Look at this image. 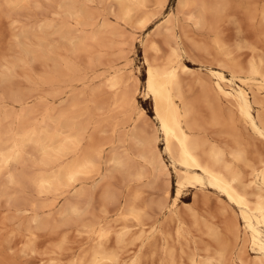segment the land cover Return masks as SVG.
<instances>
[{
    "label": "bare ground",
    "instance_id": "1",
    "mask_svg": "<svg viewBox=\"0 0 264 264\" xmlns=\"http://www.w3.org/2000/svg\"><path fill=\"white\" fill-rule=\"evenodd\" d=\"M247 1H253V0H247ZM27 2H31V1L30 0H0V6L7 5L12 10V9L21 8ZM116 2L119 4V18L121 20L128 22L136 18V21L137 22L139 21V23L141 22L142 26L148 23L146 21L150 18L148 17L149 16L148 7L150 0H116ZM157 2H158L157 4L162 5L163 8H165L169 0H158ZM179 2L182 8L184 7L187 8V6H192V5L195 6V9L190 7L192 11L194 10L195 12H191V14L189 15V18L191 20H194V23H196L201 27H209V28H211L212 27L211 25L214 24L213 26L215 27L214 29L216 30L217 26L215 25L218 24L216 22L222 18V14L224 13L223 11H225L226 7L230 5L229 3L231 2V0H179ZM59 10H60L59 13L61 15V20L59 23L54 21H47L43 24H40L39 30H36L37 26L36 27L34 26L35 30L33 31H24L23 35L25 39L26 38L30 39L29 42L32 41V43H30V45L23 44L24 46H22V52H21L22 56L17 57V59L20 58L19 61H22L23 64L26 61L33 62L41 57L42 58L49 57L52 55V54L50 55L49 53L54 52L56 48H57L56 51H58V47L55 45L56 48H54L53 44L50 45L49 48L47 49L45 48V46L48 45L46 41L47 39L46 34L40 36L38 34L39 31H42L43 33H47L46 31L50 30L51 28H54L55 33L56 34L58 33V36H60L61 38L63 37L65 43L67 41L75 52L80 50H82L83 52V50L87 46L86 43L88 39L89 40L93 39L94 41L97 42L101 41L100 40L101 31L99 28H94V21L91 20H95L93 18L95 14L93 13V11H90L91 10L90 8L88 9L87 0H61L59 3ZM260 13L262 18L264 19V6L260 9ZM256 15H258V12ZM261 16H259V18ZM208 17L209 19L212 17L211 18L212 22L208 19ZM163 18L164 20H162L159 24L167 23L169 21L172 22V19L177 21V17L176 15H173V13H168ZM71 19H74L75 21L74 25L73 24L71 25L70 22ZM108 24L103 23L102 26L104 25L108 26ZM174 26L172 27L174 28ZM86 27L87 28L93 27V32L90 34L84 32L86 30ZM169 27L170 26H168L167 28ZM75 29L79 31L82 30L83 31L82 35L75 36L76 34L75 35L73 34V32L76 31ZM181 37L179 35V31H174L173 42L175 43L173 46H171L172 47L171 56L168 58L167 61H165V63L157 64L153 62L151 59H149L146 55L144 56V64L146 65V72H145L146 78L144 82L141 81V83L139 84L143 83L141 85L143 86L141 92H144V94L148 95L153 102V106H154L153 120L156 124V128L154 130L152 129L153 134L148 133V127L146 129H142V124L145 123L143 122L141 124V128H138L137 126L136 129L133 131V133H128L127 135V140L132 139L133 142L137 144L138 146L137 151H135L134 153L131 151L133 150L132 146L135 145V144L134 145L131 144L132 145V146L130 145L131 150H128L126 148L127 149L126 154L120 153L119 149L116 147L119 152L114 151L115 153H113L111 156L109 155L110 156L109 160L111 161V163L115 165L116 168L123 169V171H125L126 173V176L130 178V181L131 179L134 180L144 179L147 176V168L148 169L150 168L151 172L155 176H160L162 174H165L168 176V178L172 177V172H174L176 177L175 186H173V184L171 183L170 178L167 179L168 181H166V183L164 182L165 183L164 191H166V197L162 199L160 203H158V208H159L158 214L160 215V219L159 222H155L156 223L155 225L151 224L152 226L149 229L146 227V225L148 224L144 222V215L147 214V210H148L145 206H143L144 204L138 205L135 202H131L132 200L129 201V198L128 200H126V198L124 200H118L119 195L117 196L118 193L116 194L115 190L108 189L106 193V198L109 200H113L114 202L117 203V205L115 203L116 205L115 209L117 211V213L115 214H117L119 219H121V221H123L124 223L122 226L118 224V226L120 225L121 228L117 230H115V228L118 227L117 226L115 227V223H114L116 222V218L114 219V222H112L111 221L112 215L109 214L110 212L108 213L109 210L107 211V209L105 210L103 209L102 211L104 212L103 215L94 214L95 216L92 215L93 216V217L91 216L92 218L86 217L91 212L89 211L90 202L88 201V203L86 202L87 205H83L82 201L84 202V200H81L83 199L82 197L83 195L85 196L88 195L86 193L87 191L86 189L85 192L79 191L77 193L78 199L76 198V200H70L63 208L62 207L60 208L61 210L57 209L58 211L56 210L54 211L52 209L51 204L47 203L45 200H42L43 202L39 201L40 199L39 197L60 193V191H62L63 188L69 186H70L69 188H71L72 185L74 186V184H76L79 180H82L83 177L89 176L95 171L96 172L99 171L98 168L100 169L99 163L101 160L100 158L102 152H98L100 150L97 151L98 147L100 146L87 148V144H86V147H83L85 145V144L83 145V141L85 138L86 131H88L87 129H89V126H91L90 125L91 118L88 119L89 123L86 122L87 120L79 121L77 119L78 117L77 112L79 114V111H81L84 108L83 106L81 110L77 109L80 103L82 102V100L81 102L79 101L78 98L76 100L75 99L72 100L71 101L72 103L70 105H72L74 109L72 108V110L70 109L64 110L63 108V110H60L57 113H54L55 111L53 112V109H51L50 106H48L49 108H46V112L41 119V124L39 125L34 121L35 120L33 116L34 110L25 108L27 107L26 104H24L25 107L22 108L20 107V109L17 108L19 104L24 103L25 96L27 94L22 93L21 91H13L11 89L6 90V88L8 87L7 83L11 81V72L9 73L10 69L8 65L6 70L2 69L1 71L0 69V177L5 175L3 177H5L6 182L10 183L11 185L17 184L20 187H23V190H25V192H27L26 190L29 188L28 185H30V187L32 185L35 191L33 192L36 193V195H32L30 193L29 196L24 195L23 197L13 196L14 197L13 199L9 197V199L12 201L11 203L13 204V208H15L14 210L15 214L13 213L14 216L12 220L16 221L17 222L16 224L18 226V229L16 228L13 229L18 230L17 232H19V234L21 235L20 237H23L24 239L23 240L24 245L22 247L23 252H26L27 250L33 251L35 249L37 239L40 236L38 231L41 229L48 230L49 228L54 232L61 231V233L62 232L64 233L60 237V241H58V243L56 244L57 248L55 247L56 249L53 250L54 253L56 254H60L62 252L63 246L68 240L67 232L69 233L70 231H76L77 235L85 237L84 239H86L87 241L86 240L85 241L86 243H88L87 247H84L83 249L81 248L82 249L81 251L79 250L80 252L76 254L75 252L72 253L74 255H72L70 260L66 263H64L62 259L56 255V259H58V261H61L59 262L60 264H142L141 254L136 253L137 252L136 250L134 251L135 254L134 255L132 254V257L129 258V260H124L120 255L121 253L118 247H124L128 238H132V239L136 238L141 241L140 247L142 248L147 242H149L150 238L154 236L155 233H157V231L163 232L161 226L163 217L166 216L167 214L169 215V213L170 215L171 213H173L174 215L180 217L179 208H180V202H183L182 197H183L184 189L187 186H194L196 188L202 189V191L206 189L211 190L220 197L219 200L225 201L227 203L226 205L229 208L231 207L233 209L232 216L234 214V220L237 221L235 223L234 222L229 223L228 225L229 230L235 233L237 237L236 239L239 240V238H242L241 239L242 241L240 242L241 244L237 243L238 250L235 252L233 256H231L232 262L236 264H264V155L263 154H262L263 156L260 155L259 158L251 157L252 159L251 160L249 159L250 156L248 158V154L246 155V151L244 149L246 147H243L242 146L243 144L241 145L243 141H241V143L240 141H238V139L241 138L240 136L239 138L237 137L238 139L236 137L235 139H232L236 142V145L234 147L228 148L224 146V144H221L219 142L216 141L210 142L211 140L206 138L207 135H204L203 131L199 130L198 126L196 125L198 122L195 121L197 118L193 120L194 116H192L193 114L192 108L189 105V102L191 101L187 102L183 91L182 73L191 72L190 67L185 63V58L186 59L187 57L190 58L191 55L188 56L187 50H185L184 47L185 44L183 45L184 42H182L184 38L183 40H181L182 39ZM21 38L19 36V38L17 39L20 40ZM212 40L218 52L223 54L224 57L226 58L225 61L223 60V64H220L218 66L216 65L217 67H213V66L207 67V74H208L207 76L211 80L209 81L210 82L209 86H207L208 84L206 85V83H204L206 86L204 88L206 90L208 91L213 90L215 93L213 101L216 104L214 105L212 104L213 106H215V110H214L215 120H217V122L221 120L219 117L220 114L218 112L221 113L223 111L220 109L223 108L222 106H224V104L226 103L227 107L225 108L227 109L225 110L227 113L226 115L227 118L225 119L229 121L228 123L226 122L227 124L230 125V126L228 125L229 128L232 127L231 124H233L236 121V118L238 117V121L240 120V122H242L243 125H245V126L241 125L242 127L244 128L246 127V129L248 128L249 131H251L254 134L253 136H256L258 139H261L264 142V97H260V95L263 94L264 92V58L262 57V55L254 56L253 58H251V61H249L250 63L248 62L249 64L248 69L244 71L242 67H240L242 64L241 62L240 65L238 63H235L236 61H238L236 59H235L236 61L233 62L232 56L235 55L232 54V51H231L232 56H230V54L228 53V51L230 50L228 49L227 52L225 51L226 49L224 50L222 45L224 42H222L221 44L220 38L214 36ZM27 42L28 41H26V43ZM33 42L35 44L37 43V45H35ZM140 43L144 44L145 40H141ZM156 43L154 42L153 46L156 49H158ZM62 46L63 45L61 44L60 47ZM65 46L63 48H65ZM224 47L226 48V46ZM145 48L146 47H144L143 49ZM44 51L45 53L49 51V53L45 54ZM144 52H146V50ZM17 59L16 58L14 59L13 61L14 63L11 61L13 63V64L10 63L11 66L18 64ZM51 59H53V57ZM56 60L57 59H55L53 71L50 75H48L49 77L46 78V81L47 83H49L50 87L53 88L55 91L57 90L60 91L59 89L62 90L63 87L61 83L65 81L67 86V82L69 81L65 80V78L77 72L76 70L77 68L75 66L76 63L74 62L75 63L74 64L73 62H71L69 58L68 59L66 58L62 61H56ZM19 64L21 63L19 62ZM110 67L112 68V66ZM118 67L116 66V68ZM245 67L247 68V66ZM96 72L98 73L99 71ZM105 73H108V71ZM75 76H79V75H75ZM85 76L84 79L87 78ZM96 76L99 77V75ZM130 76L131 75H128V77ZM132 76L134 77V75ZM75 78H77L76 80L78 81V77ZM70 79L72 80L74 79V77ZM125 80L126 78H123L122 74L119 73L118 70H115L112 73H110L105 79L106 85L114 92L115 95L114 96L115 100L112 101L114 103L113 106L122 109L131 108V112L130 111L129 112L131 113L130 116L132 118H133L132 116L133 114H135L137 117L141 115L143 116L145 114V108L140 103V99H139L140 94L138 95L136 94L139 88L137 87L134 90H132L133 88H131V90L127 89L128 88L127 86H126L127 88H125V85H128L125 84ZM81 81L83 80L81 79ZM73 83L74 82H72L71 84ZM34 84L36 83L34 82ZM67 87L70 88L69 86ZM92 90L94 89L92 88ZM81 91H86V90H81ZM100 91L98 92L100 93ZM208 91H206L205 95H208L207 94ZM96 93H94L95 96H97ZM7 102L9 106L11 104L13 106L8 107ZM88 103L90 104V102ZM107 103L110 104V102ZM98 107H100V105H98ZM67 108H69V106H67ZM75 109H77V112ZM90 109L87 106L84 110V113L85 112L90 113L91 116V112H89ZM127 109L126 111L127 113H129L128 112L129 109L128 110ZM216 109L220 111H217ZM73 110H75V112ZM116 111H118V108H116ZM121 114H123V111ZM128 115L129 114H126V116ZM85 116H89V114ZM123 119L121 121H123ZM48 120H53L52 121L53 124H50ZM221 122L223 121L221 120ZM122 123L123 122H121V124ZM134 126L136 125H133V127ZM149 127L152 128L155 127V125ZM94 130L96 132V128H94ZM119 132L124 133L126 132V130L118 131V134ZM233 134L235 136V132L231 131L230 135ZM119 135H121L122 137L124 134L121 133ZM124 136L126 137V135ZM121 139L123 140V137ZM94 140L95 139H93V141ZM123 141L125 142V140ZM160 142L163 143L164 145L163 148L160 147ZM96 144L97 145L101 144V146L104 145L103 141L102 143L101 142L95 143V145ZM28 147H30L31 150L33 149L40 153L39 158L36 159L37 161L34 162H36L35 164L38 163V165L45 168L44 171L41 170L40 173H38L36 176H30L28 175L29 173L27 174V172L25 171L26 170L25 165L27 163L26 153L28 151ZM31 150H29V152ZM69 156H71L70 159H68ZM133 156L137 157L138 161L137 158H134ZM87 178L89 179V177ZM87 178L85 177L84 179ZM5 185H7V183H5ZM111 187L112 186H110V188ZM6 188L7 187H5L4 189L3 187L2 190H0L1 191L0 195L8 194L7 191L9 190L6 191ZM77 189L78 188L76 186V190ZM13 191L16 190L14 189ZM120 195L122 196L123 194ZM120 199H122V197ZM29 211L31 212L28 213ZM25 213L28 214L24 215ZM112 213L114 214L113 211ZM109 216L111 217L110 219H108ZM129 221H133L134 223L131 224ZM134 226L136 227L135 229H133ZM163 227H165V225ZM64 231L67 232L65 233ZM178 231L179 234H181V231L180 230ZM209 233L214 238L220 236L219 231H217L215 228H210ZM115 234H116V238H115ZM219 244L221 243L219 242ZM115 245H117L118 247L116 248ZM162 247H164V251L166 252V246L164 245ZM227 248L228 246L226 244L223 245L222 243L220 249L218 248V250H216L214 253L208 252L207 257H205L204 255L202 256L203 258L201 257L202 259L200 258L199 254L196 251V253L194 252L189 257V260L191 261V264H227V256H228L227 253L229 252L228 251L229 248L228 249ZM247 249L250 252V254L252 253L249 260L245 259L246 256L244 258V254L245 252H247ZM173 254L169 251V255L172 257L170 263L168 262L169 264H177V262L175 261L176 257L173 256Z\"/></svg>",
    "mask_w": 264,
    "mask_h": 264
},
{
    "label": "rangeland",
    "instance_id": "2",
    "mask_svg": "<svg viewBox=\"0 0 264 264\" xmlns=\"http://www.w3.org/2000/svg\"><path fill=\"white\" fill-rule=\"evenodd\" d=\"M30 1L31 2L25 3L21 8L12 9V10L7 5H4L6 7L2 5L0 6V69L1 71L2 69L6 70L7 65H8L10 69L9 73L11 72V81L7 83V86H8L7 88L9 89L6 88V90L11 89L13 91H21L22 93L27 94L25 96L24 103L19 104L17 108L20 109V107L21 108L25 107L24 104H26L27 107L25 108L34 110V114H33L34 119H35L34 121L38 123L39 125L41 124V119L46 112V108H49L48 106H50V108L53 109V112L55 111L54 113H57L58 111L63 110V108L64 110H69V109L72 110L73 107L72 105H70L72 103L71 102L72 100L74 99L76 100L77 98L79 99L80 102L82 100V102L80 103L77 109L81 110L84 106V108L81 110L83 112L78 110L79 111V114H78L77 109H75L78 115L77 119L79 121L87 120L86 122L89 123L88 119L91 118V121H90L91 126L88 125L89 129H87L88 131H86L85 138L83 141V145L84 144L85 145L83 147H86V144H87V148H92L94 146H97V147L100 146L98 147L97 151L100 150L98 152H102L101 158H100L101 160L99 163L100 169L98 168L100 172L97 171L99 174L95 171L96 174L94 172L92 173L93 175L91 174L89 176H85L86 178L89 177V179L88 178L84 179L85 177H83L82 180H79L76 184H74V186L72 185L71 188H69L70 186L63 188L64 190L62 189L60 193H57L58 195L51 194L48 196H44L45 198L39 197L40 199L39 198L38 199L40 202H43L42 200H45L47 203L51 204L52 209L54 211L55 210L58 211L61 207L63 208L70 200H76V198L78 199L77 193L79 191L85 192V189H86L87 190L86 193L88 195L85 193L87 196L83 195L82 196L83 199L80 198L81 200H84V202L82 201L83 205H87L88 201L90 202L89 211L91 212L86 217H91L94 214L103 215L104 213L102 212L103 209L104 210L107 209V211L109 210L108 213L110 212L109 214L112 215V216L110 215L112 217L111 221L114 222V219L116 218V222L114 223H115V227L116 226L118 227V228H115V230H117V229H120L124 223L123 221H121V219H119L117 214H115L117 213L115 209L117 203L114 202L113 200H109L106 198V193L108 189H111V190H115L116 194L118 193L117 196L118 195L120 196V197L118 196V200H124L125 198L126 200H128L129 198V201L132 200L131 202H135L138 205L144 204L143 206H145L148 209L147 214L144 215V222L148 224L146 225L148 229L152 225H155L156 224L155 222H159L160 215L158 214L159 212L158 203H160V201L166 197V191H164L165 190L164 186H165L166 181H168L167 179L170 178L171 183L173 184V186H175L176 177H175L174 172H172V177L168 178V176L165 174L160 175L161 176L160 177V176H155L151 172V169L147 168V176L144 179L142 180L131 179L132 181L131 182L130 178L126 176L125 171H123V169L116 168L115 165H113L109 159H110V156L113 153H115L114 151H117V152L120 151V153L126 154L127 152L126 150L127 149L131 150V146L134 144L135 145L132 146V149L133 150L135 149V150L134 151L131 150V151L133 153L137 151V147H138L137 144L133 142L132 139H131L132 141L127 140V135L128 133H133V131L136 129L137 126L138 128H141V124L143 122L145 123L142 124V129H146L148 127V133L153 134V130L156 128V124L153 120V117H154L153 102L148 95L144 94V92H141V89L143 87L141 85L143 83L139 84L141 83V81L144 82L146 78V73H145L146 65L144 64V56L146 55L149 59H151L153 62L157 64L165 63V61H167L168 58L171 56V53H172L171 46H173L175 43L173 42L174 41L173 39L174 31H179L180 37L182 36L181 40H183L184 38L182 42H184L183 45L185 44L184 47H185V50H187L188 56L190 55L192 56V57L190 56V58L187 57L188 60L185 58V63L190 67L191 72L182 73V82H183V91H184L185 99L187 100V102L191 101L189 102V105L192 108V112H193L192 116H194L193 120L197 118L195 121L199 123V124L198 123L196 124L199 130L203 131L204 135L208 136V137L206 136V138L211 140L210 142L216 141L221 144H224V146L228 148L234 147L236 145V142L232 139H235V137L239 138L240 136L241 138L239 139L237 138V139L238 141H240V143L241 141H243L241 145L243 144L242 146L246 147L244 149L246 151V155L248 154V158L250 156L249 159H251V157L259 158L260 155L262 154L264 155V142L261 139H258L256 136H253L254 134L251 131H249L248 128L246 129V127L245 128L242 127L241 125H243V123L240 122V120L238 121L237 116H236L237 117L236 121L233 124H231L232 126L231 128H233L234 126V128L236 129L233 128L234 129L233 130L229 128L230 125L227 124L229 121L225 119L227 118L226 116L227 113L225 110L227 109L225 108L227 107L226 103L224 104V106H222L223 108L220 109V110H223L221 112L222 115L220 112H218L220 114L219 117L223 122H221V120H219V122L215 120V116H214L215 106H213L214 104H216L213 101L215 93L213 90L208 91L204 88L206 87L204 83H206V85L208 84L207 86H209L210 85L209 81L211 80L207 76L208 75L207 67L208 66L217 67L218 65L223 64V60L225 61L226 59L224 55L218 52L217 48L215 47L214 42L212 40L214 36H217L218 38L221 39L220 41L221 44L222 42H224L222 44L223 48L224 50L226 49L225 50L226 52L228 51V49L230 50L228 51L230 56H232V54L236 56V57L232 56L233 62L238 60L235 63H238L239 65L241 62L242 64L240 67H242L244 71L248 69V66H249L248 62L251 61V58H253L254 56L262 55V57L264 58V22H263L264 19L262 18L261 13H260V9L264 6V0H258V1L256 0L255 1L254 0L253 1L231 0V2L229 3L230 5L226 7L225 9L226 12L223 11L224 13L222 14V18L216 22L218 24L215 23L216 24L215 26H217L216 30L214 29L215 27L213 26L214 25L213 23H212L213 25H211L213 28L212 27L211 28L201 27L197 25L196 23H194V20H191L189 18V15L191 14V12H195L194 10L192 11L190 7L195 9V6L192 5V6H187V8L186 7L182 8L179 0H169L165 8H163L162 5L157 4L158 0H150L149 7H148V12H149L148 17L150 18L148 19L149 21L148 20L146 21L148 23L145 24L144 26L141 25V22L140 23L139 21L137 22L136 18L128 22L121 20L119 18V4L116 2V0H90V1L87 0L88 9L90 8L91 9L90 11H93V13L95 14V16H93L95 20H91V21H94V28H99L101 31L100 33L101 41L97 42V41H94L93 39H90V40L88 39L86 43L87 46L83 50V52L82 50L75 52L73 48L70 46V44H68L67 41L65 43L63 37L62 39L60 36H58V33L57 34L55 33L54 28H51L50 30L46 31L47 33H43L42 31H39L38 34L40 36H43L46 34V38H47L46 41L48 45L45 46V48L47 49L50 47V45L53 44L54 48H56V46L58 47V51H56L57 50L56 48L54 52L49 53V51H47V53H45L46 51L45 50L44 51L45 54L49 53L50 55L51 54L52 55L51 56L48 55L49 57L38 58L37 60L33 62L26 61L27 64L26 62L23 64L22 61H19L20 58L17 59V57L22 56L21 52H22V46H24L23 44L30 45V43H32V41L29 42L30 39H27V38L25 39L23 35L24 31H33L35 30L34 26L35 27L37 26L38 28L36 27V30H39L40 24H43L47 21H54V22L59 23L61 20V15L59 13L60 11L59 3L61 0H30ZM256 11L258 12V15L261 16L260 18L258 15H256L257 14ZM168 13H173V15H176L177 21L172 19V22L169 21L167 23L159 24L162 20H164L163 17H165ZM211 18L209 19L208 17V19L212 22ZM70 22H71V25L72 24L74 25L75 23L74 19H71ZM103 23L105 24L109 23V24L108 26L107 25L102 26ZM171 25L172 26L175 25L174 28ZM168 26L170 27L167 28ZM75 30L76 31L73 32L74 35L76 34L75 36L82 35L83 33L82 30L80 31L77 29ZM84 32H86L87 34L92 33L93 27H88V28L86 27V30ZM18 35L20 36V38L23 37L20 39L21 41L17 39L19 38ZM106 37H109V38H106ZM141 40H145V43L144 44L140 43ZM26 41H28L27 43L29 44H27ZM154 42L155 43L157 42L156 44L158 46V49H156L153 46ZM59 44L60 46L61 44L63 46L60 47ZM35 45H37V43ZM64 46L65 48H63ZM224 46H226V48ZM144 47L146 48L143 49ZM127 50H128V53H127ZM145 50L146 52H144ZM151 51L153 52V54ZM231 51H232V54H231ZM52 57L54 60L51 59ZM15 58L17 59L18 64L11 66V64L14 63L13 61ZM66 58L67 59L69 58L71 62L76 63L74 64L77 68L76 69L77 72L65 78V80L70 82L69 83L66 81L67 86H69L70 88H68L66 86L65 81H63L61 85L63 87L65 86L64 87L65 89L62 86L61 87L64 92L61 89H59L60 91L58 90L55 91L53 88L50 87L49 83H47L46 78H48L49 77L48 75H50L53 71L55 59H57L56 61H62ZM19 62L21 64H19ZM110 66H112V68L114 66V68L112 69ZM116 66L118 68H116ZM245 66H247V68ZM106 70L108 71V73H105L107 72ZM115 70H118V72L122 74L123 78H126L125 84H128V85H125V88L128 87L127 89H130V90L131 88H133L132 90L136 89L137 87L139 88V90H137L139 93L137 92L136 94L137 95L140 94L139 95L140 103L145 108V114L143 116L141 115L137 117L135 114H133L132 115L133 118H132L130 116L131 108H128L129 110L127 108H124L125 109L124 110L122 108L115 106L116 108H118V111H116V108L113 106L114 103L112 102L113 100H115L114 92L105 83L106 77ZM96 71H99V72L97 73ZM82 73H85V74H82ZM75 75H79V76H75ZM83 75L84 76L87 75L85 76L87 78L84 79ZM96 75H99V77H97ZM128 75H131V76L128 77ZM132 75H134V77ZM72 76L74 77V79H72L73 81L70 79V78H73ZM75 77H78V81L76 80L77 78ZM81 79L83 81H81ZM34 82L36 84H34ZM72 82L74 83L71 84ZM85 83H87L88 85ZM92 88L95 91L92 90ZM81 90H86V91H81ZM205 90L208 91L207 92L208 95H205L206 93ZM96 91L98 94L96 93ZM98 91H100V93ZM109 91L113 93H110ZM94 93H96L97 96H95ZM261 95L260 97H264V92ZM82 97L83 98L86 97L85 99L87 100L83 99ZM88 102H90V104ZM107 102H110V104ZM97 104L100 105V107L101 106L102 107L101 108L98 107ZM12 106H13L12 104L10 106L8 104V107H12ZM67 106H69V108H67ZM87 106L89 107V109L90 107L92 109V110L91 109L89 110V112H91V116H90V113H86V112L84 113V110ZM109 107L111 108V110ZM112 108H113V111H112ZM126 109L128 110V112L129 111L130 112L127 113ZM75 110L73 111L75 112ZM216 110L220 111L218 109ZM122 111H123V114H121ZM124 112L129 115L126 116ZM87 114H89V116H85ZM134 118H135V121H134ZM122 119L123 121H121ZM52 121L53 120H48L50 124H53ZM121 122L123 123L121 124ZM124 122L126 126L124 125ZM133 125H136V126L133 127ZM153 125H155V127H152V128L149 127ZM94 128H96V132ZM126 128H129V129H126ZM149 128L151 131L149 130ZM118 129H121V130H118ZM230 129L232 132H235V136L234 134L230 135L231 133ZM122 130L123 131L126 130L127 132V133L121 132L122 134L126 135V137L124 135L122 136L125 142L121 139L122 138L121 135H119L121 133L119 132L118 134V131H122ZM91 131H93L94 133ZM231 136H234V137H231ZM92 138L96 140V141L94 140L95 143H100V142L102 143L103 141L104 145L102 146L101 144L95 145ZM126 140H127V143H126ZM163 146H164L163 143L160 142V147L163 148ZM116 147L119 149V151L117 150ZM29 148L30 147H28V151L26 153L27 163L25 165V169H26L25 171L27 172V174L29 173L28 175L30 176H36L38 173H40L41 170L44 171L45 168L38 165V163L35 164L36 162H34V161H37L36 159L39 158L40 153L38 151H35L33 149L31 150V148L30 149ZM29 150L31 151L29 152ZM133 157L137 158L135 156ZM70 158L71 156L68 157V159ZM137 161H138V158H137ZM109 166H112V167H109ZM3 176L0 177V190H2L3 187L4 189L5 187H7L6 191L7 190L9 191H7L8 193L7 195L6 194L0 195V264H45V263L46 264H60L59 262L61 261H58V259H56V255L59 258H61L64 263H66L70 260L72 255H74L72 253L75 252L76 254L80 252L84 247L88 246V243H86L87 240L84 239L85 237L77 235L76 231H70L69 233L67 231H64L65 233L67 232L68 234V238H67L68 240L64 244L62 252L60 254H56L54 253L53 250L57 248L56 244L58 243V241H60V237L64 233L63 232L61 233V231L54 232L53 230L48 228V230L41 229L38 231L40 236L37 239L35 249L33 251L27 250L28 252L27 251L23 252L22 247L24 245V241H23L24 239L23 237H20L21 235L19 234V232H17L18 230L13 229V228L18 229V226L16 224L17 222L12 220L15 214L14 212L15 208H13V204L11 203L12 201L9 199V197L13 199L14 198L13 196L23 197L24 195L29 196L30 193L32 195H36V193H34L35 191L32 185L31 187L30 185H28L29 190L28 189L26 190L29 193L28 194L27 192H25V190H23V187H20L17 184H16L17 186L15 184L11 185L10 183L6 182L5 181L6 179ZM126 178H128L130 182ZM127 181L129 182V184ZM5 183H7V185H5ZM10 186L12 189L10 188ZM76 186L78 188L77 190H76ZM110 186L112 187L110 188ZM14 189L16 191H13ZM13 192L16 194H14ZM120 194H123V195L121 196ZM121 197L122 199H120ZM219 199L220 197L214 192H212L211 190L206 189L202 191V189L196 188L194 186H187L183 192V197H182L183 202H180V208H179L180 217L174 215L173 213H171V215L169 213V215L167 214L166 216H164L162 219V223H161L163 232L157 231V233H155L154 236L150 238L149 242H147L148 244L146 243L142 248L140 247L141 241L136 238L134 239L128 238L124 247H118L117 245H115V247L116 248L118 247L121 253L120 255L124 260H129V258L132 257V254L133 255L135 254L134 251L136 250L137 251L136 253L141 254L142 264H169L172 258L169 255V251H170L172 254L174 253L173 256H175L176 258L175 257L173 258H175V261L177 262V264H185V263L191 264L189 257L194 252L196 253L197 251L200 258L204 255L205 257H207L208 252L214 253L216 250H218V248L220 249L223 243V245L226 244L229 248V249L227 248L229 251L227 253L228 254L227 264H236L232 262L231 256H233L235 252L238 250L237 243H240L242 241L241 240L242 238H239V240L236 239L237 237L235 233L229 230V226H228L229 223H233V222L235 223L237 220L236 221L234 220V214L232 216L233 209L231 207L229 208L226 205L227 203L225 201H221ZM146 201L148 202V204ZM112 211L114 212V214L112 213ZM30 212L31 211H29L28 213ZM28 213H25L24 215ZM110 216L108 217V219L111 218ZM156 218H157V221H156ZM129 222L131 224L134 223L133 221H129ZM118 224H120L121 226L120 225L118 226ZM164 225L165 227H163ZM135 228L136 227L134 226L133 229ZM210 228H215L217 231H219L220 236H218L217 238H214L213 236H211L209 233ZM178 230L181 231V234H179ZM115 238H116V234H115ZM219 242L221 244H219ZM163 244L166 246V252L164 251V247H162L164 246ZM251 254L247 249V252H245L244 254V258L246 256L245 259L249 260L251 257Z\"/></svg>",
    "mask_w": 264,
    "mask_h": 264
},
{
    "label": "snow or ice",
    "instance_id": "3",
    "mask_svg": "<svg viewBox=\"0 0 264 264\" xmlns=\"http://www.w3.org/2000/svg\"><path fill=\"white\" fill-rule=\"evenodd\" d=\"M29 6H31V5H29Z\"/></svg>",
    "mask_w": 264,
    "mask_h": 264
}]
</instances>
